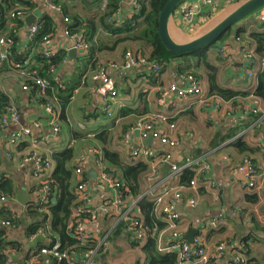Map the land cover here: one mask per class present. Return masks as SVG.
<instances>
[{
  "label": "crops",
  "instance_id": "0c3cea01",
  "mask_svg": "<svg viewBox=\"0 0 264 264\" xmlns=\"http://www.w3.org/2000/svg\"><path fill=\"white\" fill-rule=\"evenodd\" d=\"M95 1L86 0L88 5L91 4L96 9L103 10L105 8V4L100 8L99 3ZM131 1L124 0L120 15L115 18V24L117 22L124 24L126 20L135 15L130 6ZM80 2L85 1L78 0L77 3H79L81 9L87 10L88 7H83ZM203 2V0H189L177 9L176 14L174 13L170 18L169 32L173 40L172 35L176 37V40H174L176 43L188 44L203 37L240 7L235 0H220V9L213 14L211 7ZM34 4V10L29 16H35L37 23L46 16H54L59 24L57 36L52 41L56 47L61 49V52L68 53L67 63H64L58 74L64 78L67 84L66 89L71 85L80 54L78 53L74 59L70 58V51L74 48L75 41L64 33L65 25L62 21V14L53 12L46 0H37ZM193 6L199 8L202 13L201 20L196 21L195 32H191L182 22V9ZM24 22L25 28L19 33V37L22 43L26 45L29 43L26 39L28 30L26 19ZM204 29L209 30L202 33ZM239 30L243 31L240 35L238 34ZM230 34L227 39L217 43L215 53H213L215 47L210 48L207 60L212 67L217 69L218 74H223L222 76L227 79L228 87L225 90L236 92L239 95L232 100L218 98V100H210L209 103L202 105L195 99L179 100L176 94H171L168 99V113L175 114L178 129L173 132L172 137L178 140L179 145L175 149H170L162 147L154 140L150 148L168 152L172 155L174 162L180 161L186 154H191L195 157H206L207 162L210 164V172L198 178V187L196 189H184L185 191H183L185 200L179 206L183 218L181 225L183 236L185 237L192 229H197L199 231L197 237H202L206 248L212 254L221 242H227V257L223 264H228L237 257L242 258L243 264H264V101L254 95L259 84V72L256 71V77L252 82L247 80L240 82V77L246 75L249 66L244 56L245 46L237 41L238 38H241L244 43H247L249 46L247 49L252 51L256 59L259 60L261 57L257 53L258 43L252 40L250 36L253 34L264 35V25L259 21V15L256 13L237 24ZM185 38L190 40L186 41ZM222 48L225 50L226 57L220 54ZM140 49H143L146 55L150 54L148 47L140 43H128L121 45L117 51L100 53L97 55V59L104 66L111 63L120 64L127 50L137 52ZM196 62H198V59H195L194 63ZM182 63L181 60H174L167 65L163 73L154 76L157 78L153 79L152 82L154 84L160 83V92L162 89L163 91L168 89L172 84H181L176 69ZM149 71L148 67H138L130 72L110 71L111 87L120 91L119 101L121 106L116 110L118 116L116 121H109L102 114L100 110L102 97L94 95L93 85L91 88L81 87L75 90L73 98L67 102L65 107L53 103L56 107L55 114L49 116L44 105L30 100V94L22 90L23 83L19 73L14 71L1 76V90L14 100V104L20 111L21 119L19 124H11L0 134V173H7L17 178L20 188L22 186L26 187L28 195L33 200L31 206L39 202L37 189L40 182L34 177V162L26 163L24 161L28 154L36 153L53 162L54 166L48 175L53 174L56 168V164L52 159L53 155L62 153L67 149H72L74 152L75 159L72 167L76 166V168L78 167L79 158L85 155L88 149L95 147L101 152L104 149H109L121 156L124 161L128 160V151L123 148L121 143L123 128L134 123L136 117L122 118L123 109L136 111L143 109L144 104L141 101L143 91L148 92L146 101L149 104L150 113L159 109L158 100L163 91L159 96L156 90L159 85L153 86L151 84ZM192 71L202 76L204 97L210 99L212 96L209 95V81L205 68L203 69L200 66V69L193 68ZM204 85H206V88H204ZM99 97H101V100ZM254 110H258L259 113L254 114ZM119 115L121 116V122ZM53 119L58 120L59 137H53V125L51 123ZM36 122H40V128L34 127ZM24 128L32 129L34 139L41 143L34 148L30 140H27L14 149V158L8 159L7 153L11 149L7 144V140L15 131ZM101 129L105 132L108 131L109 136L106 134L107 139H105V142L89 136L90 133ZM190 134L192 135L189 136ZM235 134L234 139L222 143L223 140H227ZM44 138H48L49 142L42 143ZM240 138L244 139V142L256 151L238 153L230 144ZM143 141L136 137L133 143L134 147H145ZM225 157H229L233 164L227 163ZM249 157L253 160L258 172L263 174V177L258 180L257 190L246 193L241 189V183L245 181V176L236 170V166ZM107 166L112 167L109 164ZM84 170L93 199L91 209L94 217L90 214L91 220L96 222L92 232L102 238L108 235L106 239L108 254L107 258L105 257L106 259L102 260V264H145L146 256L143 250L140 247L135 248L132 246L131 238L127 232L120 233L115 238L112 235L119 224L118 215L115 207L111 204V191L105 187L104 183L99 181L100 179L98 180V177L96 180L88 179L89 173L93 170L96 171L93 159L85 162ZM161 170L163 176L171 173L168 166L162 167ZM118 176H122L120 171ZM145 176L146 173L139 180L140 194L152 189ZM180 178V175L174 176L173 181L181 183ZM79 182L80 180L74 171L73 183L76 195ZM212 183L214 186H211ZM129 195L126 198V208H132L133 215L141 217L140 209L138 206H132L134 198ZM189 199L197 200L198 205L196 208L190 206ZM8 205L11 210L17 211L20 215L27 208L21 206L17 200L16 203H9ZM215 216L225 218V221L218 228L210 229L208 223ZM16 229L14 227L9 228V236L12 240L19 238ZM32 238L25 240V245L28 247L29 245H35L40 239L35 237L36 240L33 242L31 241ZM42 239L47 244L48 238L44 237ZM79 254L77 252L75 256L80 259L82 257ZM41 258L37 264H50V260H47L46 257ZM14 259L18 264L26 262L24 256L17 252H14Z\"/></svg>",
  "mask_w": 264,
  "mask_h": 264
},
{
  "label": "trees",
  "instance_id": "16d2710c",
  "mask_svg": "<svg viewBox=\"0 0 264 264\" xmlns=\"http://www.w3.org/2000/svg\"><path fill=\"white\" fill-rule=\"evenodd\" d=\"M77 1L52 0V5L61 10L62 21H68L64 26V30L69 31L71 36L77 34L85 35V41L90 47L88 59L78 61V65L74 69L76 72L71 85L65 89L67 84L63 88L60 87L54 81V77L60 73L59 71L64 65V60L68 58V53L62 51L58 56L47 59L40 52L47 40H54L57 36L56 32L59 24L55 17L46 16L38 22L39 32L37 36L31 42L24 45L19 37V33L25 28L24 21L32 10H34L35 4L29 3L26 0H0V50L2 43L11 44L8 59L3 62L0 60V78L14 71L19 73L20 76L21 74H25L24 78H22V83L24 87L29 88L30 100H34L40 105L55 103L65 107L67 102L73 98L75 90L81 87H92L93 84L90 81V77L104 67L98 61L97 55L104 52L117 51L121 45L128 43H140L148 47L150 49L149 55H146L143 49L134 52L138 56L148 58L151 63L161 64L163 66L162 73L170 62L181 60L183 63L176 69L177 75L181 77L182 75L193 74L201 81L202 76H199L192 70L193 68L196 70L197 68L200 69V66L203 69L205 68L209 81V95L211 96L232 100L239 95L236 92L225 90L217 84V69L212 67L207 60V55L211 47L185 55H174L164 49L158 35L159 18L163 7L169 0H139V11L121 25H116L114 22L118 12H121V6L124 0H96L95 2L99 3L100 8L105 4L103 10L96 9L91 4L88 5L87 10L81 9ZM83 1L86 2V0ZM235 1L241 6L248 0ZM232 30L227 32L220 42L227 39L231 35ZM242 33V30L238 31L239 35ZM250 37L258 43L257 53L260 55L259 57L264 58V35L253 34ZM216 45L217 43L213 46L215 47ZM195 59H198V62L194 63ZM258 75L259 84L254 95L264 101V73L260 72ZM153 77H150L151 84L153 86L159 85L156 90L160 96L163 89L160 92L159 87L161 85L160 83H155V85L152 80H155L157 77ZM37 80H44L48 83L49 87L45 96L41 95L40 88L36 84ZM143 92L141 101L144 104V108L138 111L123 109L121 113L122 118L134 116L136 117V122L150 114L149 104L146 101L148 92ZM12 104H14V100L0 89V134L2 133V117ZM55 109L56 107H54V112ZM175 119V115L171 116L168 120L169 124H178ZM119 120L121 122V116ZM134 123L123 128V135ZM92 134L95 139H101L105 142L108 131L105 132L101 129ZM235 137L236 134L227 140H223L222 143L232 140ZM230 145L238 153H251L256 151L251 149L242 138L233 141ZM101 153L108 173L114 174L119 181L124 183L125 187L128 188L129 196L134 198V201L138 199L141 195L139 180L148 171V166L143 163H128V160L124 161L121 156L109 149H104ZM52 159L56 164V168L53 174L47 175L45 178V181L51 188L50 200L47 203L39 201L27 207L22 215L17 211L11 210L8 205L9 203H16V197L20 188L18 179L7 173H0V224L2 222H9L12 228H17L16 230L19 236L18 239H10L9 228L0 225V264H5L6 262V251H14L23 255L25 261L36 258L39 251L47 246L42 239L44 237L48 238L50 242L49 248H52L57 243L61 245V252H69L72 255H75L77 252L86 253L95 249L89 245H82L75 238L74 229L71 228V225L74 223V210H77L81 205L75 193L73 183V175L76 169V166L72 167L75 159L74 152L72 149H67L62 153H55ZM107 164L112 167H108ZM119 171L122 173L121 177L118 176ZM180 177V185L184 189H188L190 188L191 182L196 178V170L185 168L180 173ZM85 180L87 182L86 177ZM40 189L41 183L38 186V192ZM2 198L6 202H3ZM137 206L141 212V217L139 218L142 220L146 229L150 232L156 226L160 232L165 229L166 225L158 220L155 207L152 203L147 200H142ZM80 218L82 221H91V215L89 213L81 214ZM125 232V223H120L116 226L112 235L115 238L120 233ZM128 235L131 238L132 246L135 248L140 247L143 250L146 256L145 264H179L177 254L162 255L159 253L157 239L153 238L152 235L144 243L136 241L129 233ZM31 237H39L40 239L35 245H29L28 247L24 241H27ZM107 254L108 252L105 255L106 258ZM105 257L103 259H106ZM41 259L40 257L39 260ZM50 264L66 263H58L56 260H50Z\"/></svg>",
  "mask_w": 264,
  "mask_h": 264
},
{
  "label": "built area",
  "instance_id": "2783aa9c",
  "mask_svg": "<svg viewBox=\"0 0 264 264\" xmlns=\"http://www.w3.org/2000/svg\"><path fill=\"white\" fill-rule=\"evenodd\" d=\"M29 3L34 4L37 0H26ZM204 4L210 6L212 13L215 14L220 9V0H203ZM239 1V0H238ZM48 6L55 13H61L60 8L52 5V0H46ZM131 8L135 13L140 9L139 0H132L130 4ZM120 11L116 16L120 15ZM1 15V11H0ZM259 21L264 25V8L259 12ZM202 13L197 7H188L182 9V22L184 26L190 29L191 32L196 31V21L201 20ZM205 20V19H204ZM64 25L68 23L67 20L63 21ZM116 25H121V22H117ZM39 27L36 23L32 28H29L26 33V39L31 42L38 34ZM57 33V32H56ZM66 36L70 37L75 41L74 49L80 54V59L83 61L86 59L90 53V47L86 43L85 35H74L71 36L69 31L64 30ZM237 41L241 42L245 46V58L247 60L248 68L246 70V75L240 77V82L249 81L252 82L256 77V71L264 73V58L259 60L256 59L254 53L247 49L249 46L244 43L241 38ZM11 48L10 43H2L0 50V60L1 62L8 59L9 50ZM44 58H53L61 53V49L53 44L52 40H47L40 50ZM220 54L225 56V50L222 48ZM67 63V60H64ZM138 67H148L149 77L157 76L162 73L163 66L161 64L151 63L146 57L138 56L135 52L129 50L124 54V59L120 64L111 63L104 66L101 70L97 71L90 77V81L94 85L93 93L96 96H101V112L109 121H116L118 119L116 110L121 106L119 97L120 91L118 89L111 87V70H118L124 72H130ZM25 74H21V78H24ZM180 83L182 84H172L168 89L164 90L158 100L157 110L152 111L150 114L146 115L144 118L139 119L131 126V128L122 136L121 143L123 148L128 151V163H143L148 166V171L146 172V180L152 186V189L147 190L142 193L138 199H136L132 206H137L140 201L147 200L152 203L155 207V211L162 223L166 225L165 229L160 232L156 226L151 232L146 229L143 225L142 220L136 217L132 213V208H126V198L128 194V188L125 187L124 183L119 181L114 174L108 173L105 163L102 160V153L99 149L90 148L85 155H82L77 164L78 167L75 170V175L80 180L77 186V196L81 205L74 210V223L71 228L74 229L75 238L84 246H91L95 249L90 250L86 253H80L82 258H78L69 252H61V245L57 244L52 248H49L50 242L48 240L47 246L41 249L36 258L27 260L24 264H37L40 257H46L47 260H56L58 263L66 264H102L101 261L108 252L107 237L102 238L97 236L92 232L95 228L96 222L82 221L80 215L83 213L93 214L91 209L92 196L89 190V184L85 180V162L89 159H93L94 168L98 174V180L104 183L107 189L112 193L111 204L115 207L118 215V223H125L126 232L129 233L136 241L144 243L147 241L148 237L152 235L153 238L157 239V247L159 253L165 254H177L179 258V264H223L227 257L228 243L221 242L216 251L212 254L206 248L205 242L202 237H196L194 243L190 244L184 239L181 231L182 225V213L179 211L180 204L185 200V195L183 193L184 187L180 183L173 181V177L180 175L183 169L191 168L196 170V178L191 182L190 189H196L199 185L198 177L204 176L210 172V164L207 162L206 157H195L191 154L184 155L180 161L174 162L172 155L168 152H161L160 150H154L152 148H146L140 146L135 148L133 145L136 137L141 140H145L149 134L153 135V139L159 143L162 147H167L170 149H175L178 147L179 142L172 137L173 132L177 131V124H169L168 120L171 116L168 113L169 97L171 94H176L179 100L185 99H195L205 105L209 103L210 100H218V97L212 96L210 99H206L205 92L202 86V82L195 77L193 74H188L186 76L182 75L180 78ZM54 81L64 87L66 84L64 78L58 74L54 77ZM37 86L40 88V93L45 96L48 90V83L44 80H37ZM0 89L1 81H0ZM24 92H28V87H22ZM54 105L47 104L44 105L45 110L49 116H53ZM254 114H258V110L253 111ZM21 119L20 111L15 104H12L4 116L2 117V132L8 128L11 124H19ZM53 137H59L60 127L57 119L52 120ZM35 128H40V122L34 123ZM83 128V126H81ZM85 129V127H84ZM190 134L189 136H191ZM93 137V134H89ZM30 140L33 147H38L40 141L34 139V134L32 129H20L15 131L12 136L7 140V144L10 150L7 153L8 159H13V151L21 143ZM49 139L44 138L42 143H48ZM225 160L229 164H233L229 157H225ZM24 161L26 163L34 162V177L41 183V189L39 190V201L48 202L51 197V188L45 181L46 176L49 171L52 170L54 164L51 160L44 158L36 153L28 154ZM164 166L170 167L171 173L166 176L162 175L161 168ZM236 170L245 176V181L241 183L242 191L246 193L254 192L258 189V180L263 177L254 165L252 159L247 158L241 164H237ZM211 186H214L212 183ZM3 202H6L2 198ZM109 204V203H108ZM189 204L192 208H196L198 203L196 199H189ZM94 219V218H93ZM225 218L215 216L211 218L208 225L210 229H216L222 225ZM5 228H11L12 225L9 222H2L0 224ZM36 238L33 237L31 241H35ZM6 262L5 264H18L14 259V251H6ZM102 257V258H101ZM228 264H243L242 258L237 257Z\"/></svg>",
  "mask_w": 264,
  "mask_h": 264
},
{
  "label": "water",
  "instance_id": "95a60500",
  "mask_svg": "<svg viewBox=\"0 0 264 264\" xmlns=\"http://www.w3.org/2000/svg\"><path fill=\"white\" fill-rule=\"evenodd\" d=\"M189 0H169L163 7L160 18H159V40L166 51L174 55H185L187 53L199 51L205 48H210L216 43H218L222 37L232 30L237 24L244 21L248 17L256 14L261 9L264 8V0H248L243 5H241L237 10H235L230 16H228L222 23L215 27L208 34L203 37L188 43V44H178L176 43L169 32V21L171 16L176 12L178 8L184 5ZM37 23L35 16L31 15L26 18V24L28 29L32 28ZM78 51L72 49L70 51V58L74 59ZM21 88V87H19ZM101 100V97H99ZM154 142L153 135L149 134L148 137L143 141L146 148H150ZM98 177L97 171L93 170L89 173V180H96ZM17 202L23 206L28 207L33 202L30 195L26 191V187L22 186L16 197ZM199 234L197 229H192L184 239L190 244L194 243V239Z\"/></svg>",
  "mask_w": 264,
  "mask_h": 264
},
{
  "label": "rangeland",
  "instance_id": "374dc122",
  "mask_svg": "<svg viewBox=\"0 0 264 264\" xmlns=\"http://www.w3.org/2000/svg\"><path fill=\"white\" fill-rule=\"evenodd\" d=\"M80 4L83 6V7H88V3L87 2H80ZM262 10V9H261ZM260 10V11H261ZM259 11V12H260ZM259 12H257L258 14H259ZM131 19V18H130ZM210 29V28H209ZM209 29H204V31L202 32V33H205V32H208V30ZM173 36V38H174V40H176V37L174 36V35H172ZM185 40L186 41H189L190 39H188V38H185ZM218 45V44H217ZM74 49V48H73ZM217 51V48L215 47L214 48V52L213 53H215ZM126 53V52H125ZM207 72V71H206ZM223 74H217V84L220 86V87H222L223 89H226L227 87H228V81H227V79L226 78H224L223 76H222ZM204 88H206V85H204Z\"/></svg>",
  "mask_w": 264,
  "mask_h": 264
},
{
  "label": "bare ground",
  "instance_id": "6f19581e",
  "mask_svg": "<svg viewBox=\"0 0 264 264\" xmlns=\"http://www.w3.org/2000/svg\"><path fill=\"white\" fill-rule=\"evenodd\" d=\"M176 12H177V10H176ZM176 12H175V14H176ZM172 17V16H171Z\"/></svg>",
  "mask_w": 264,
  "mask_h": 264
}]
</instances>
